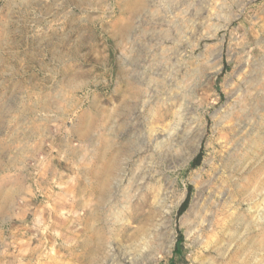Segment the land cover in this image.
<instances>
[{
	"label": "rangeland",
	"instance_id": "rangeland-1",
	"mask_svg": "<svg viewBox=\"0 0 264 264\" xmlns=\"http://www.w3.org/2000/svg\"><path fill=\"white\" fill-rule=\"evenodd\" d=\"M85 1L0 0V153H14L0 157V264H264V226L258 215L264 206L262 196L242 206L231 203L226 234L215 232L214 239L203 237L192 217L189 225L183 224L192 204H201L204 198L197 197L192 176L200 170L214 178V153L222 155L225 145L247 147L257 134L264 146L259 129L264 106L256 99L264 94V0H175L173 13L168 14L176 26L171 31L175 42L171 39L160 49L157 39L151 41L153 31L143 26L123 41L124 52L116 47L114 24L121 19L117 3L121 7L125 1L95 0L93 5ZM141 19L135 20L137 25ZM163 47L172 51L169 56L174 60L176 56L184 60L180 75L186 84L189 62L199 61L195 99L188 100L186 114L180 98L169 104L166 96L153 106H140L137 114L152 109L149 128L162 132L165 139L178 138L184 122L180 116L186 115L192 121L190 134L195 133L183 144L199 145L184 167L156 149L155 138L144 141L114 173L113 197L106 201L119 206V187L133 185L137 195L132 206L117 209L121 221L114 226L99 217L83 226L79 219L87 208H79L77 182L83 171L82 186L100 179V166L117 152L107 147L108 156L100 158L101 147L89 137L118 145L131 138L137 121L136 113L129 120L114 115L121 91L118 56H127L125 68L133 84L138 75L145 77V71L162 79L163 58L168 56L162 54ZM61 55H67L65 64ZM137 55L138 61H133ZM48 102L54 104L47 110ZM200 153L202 159L194 161ZM259 158L263 162L264 148ZM258 167L260 162L254 170ZM168 177L174 185L169 208L165 207L171 213L167 225L172 236L166 244L161 219L165 209L161 202L154 204L152 190L162 189ZM188 194L190 203L178 214ZM149 213L155 216L148 222ZM90 250L96 258L85 261Z\"/></svg>",
	"mask_w": 264,
	"mask_h": 264
},
{
	"label": "bare ground",
	"instance_id": "bare-ground-1",
	"mask_svg": "<svg viewBox=\"0 0 264 264\" xmlns=\"http://www.w3.org/2000/svg\"><path fill=\"white\" fill-rule=\"evenodd\" d=\"M124 1H125L124 2L125 4L123 6L121 5V7L119 6V3H117L118 4L117 9L118 10L116 11V14L120 15L121 19L118 22H116V24H114L116 27V32H114L115 37L117 39L116 40V47H118V49H121L124 52L123 41L128 37V35L130 33H132L134 31V29L141 28L143 26H148V27H150L151 31H153L152 36H155V37H153L154 40H151L150 36H149V40L155 41V39H157L156 45H157V47H160V49L164 44L169 43L171 41V39H172V42H175V39L172 38L174 34L171 31L176 26H174L173 18L168 17V14L172 12L171 11L172 7H174V5L176 4V2H174L175 0H124ZM94 2H95V0H89V1L87 0V1H85V4L90 3V5H93ZM76 4H77V1H76ZM82 4H83V2L81 3V5L80 4L77 5L78 8L79 7L81 8V6H83ZM44 15H47V14H44ZM140 18H143V19H141L142 21L140 22V24L137 25L135 20L140 19ZM175 22H177V21H175ZM143 31L144 30L142 29V32ZM146 31H147V29H146ZM146 31H144V32H146ZM7 32H6V35H7ZM4 34H5V32H4ZM1 37L3 38L2 35L0 36V38ZM61 40H62V38H61ZM150 43H152V42H150ZM135 44H137V40L135 41ZM145 44H146V42H145ZM66 46H67V44H66ZM150 48L151 47H148L149 51H152V49L150 50ZM153 49H157V48L154 47ZM52 50H53V48H52ZM57 50H56V52H58ZM70 50L71 49H69L68 52H70ZM192 50L194 52L195 48H193ZM137 52H139V51H137ZM171 52H172L171 50H168L165 47L162 48V54L163 55L168 54V56H166V57L164 56V58H163V56H161V58L164 59V63L162 65V69H163L162 70L163 71L162 79L155 77L156 76L154 74L155 72H153V74L151 76V74L149 75V74H147V71H145V73H143V75L145 77H143V78L140 77V75H138V76L136 75L137 80L135 81V84L130 82V79H131L130 73H128L127 68H125V64L128 63V62H126V60H128L127 56L124 53H121V56H118L117 79H118V84L120 85L119 89H121V91H120V96H119L120 102L117 105L118 106L117 109L114 110V112H115L114 115H116L117 118L124 116L125 119H128L134 113L137 114V112H139L138 110L140 109V106L145 108L147 106H153L156 101L162 102V101H160L161 100L160 97H162V96H163V98H164V96H166V98H164V100L167 103L175 100V98H177V99L180 98L182 103L184 104V105L183 104L182 105L185 106V107L182 106L184 108L183 111H184V113L187 112L188 105L190 103L188 100L189 99L190 100L195 99V95H193V91H194V88L196 87L197 81H198V77L196 76L198 68H199L198 66H201V65L198 63L199 62L198 60L195 62L193 61L194 63L189 62L188 66H187V68H189V72H187L185 74L187 76L189 82L186 84L184 82V78L182 79L181 75H180L181 74L182 61H184V60H181L182 58L181 59L177 58V56L175 58L176 60H174V58H172L173 56L172 57L169 56V54ZM52 53H54V52H52ZM170 55H173V54L171 53ZM61 56H64V57H62L63 59H61V61L65 64L67 55L66 56L61 55ZM158 57H159V55H158ZM55 58L57 59V57H55ZM138 58H139L138 55L135 56L133 58V61L137 62ZM156 58H157V55H156ZM159 58H157V60H159ZM157 60H155V61H157ZM155 65H156V63L152 64L151 71H153V68H155L154 67ZM131 67H133V66H131ZM185 75H183V76H185ZM128 77H130V79H128ZM65 78H66V76H65ZM61 82H63V81L61 80ZM258 84H260V81ZM256 88H257V86H256ZM256 99L258 101V104L264 106V94L259 95ZM178 103H179V101H178ZM49 104L51 106H53L54 102H51V103L48 102V104L45 105V109L48 110V108H50ZM91 107L97 113L96 115L100 116L99 115V113H100L99 108L97 107V105L95 103H92ZM183 111H181V112L183 113ZM141 112H142V110H141ZM256 112H257V115H259L258 114L259 111H256ZM108 115L110 117V121H112L113 116H114L112 114V112H109ZM154 115L155 114L153 113L152 109L149 111H144L143 113L137 114L136 115L137 121L135 120L136 122L132 126L133 127L132 130H133L134 134L132 136H130L131 138L129 137L130 139L126 140L123 143H119L118 145L115 144V141H113V140H107L105 138H102V139L97 138L96 139L93 137H89V140L92 143H95L99 147H101L100 149L102 151L99 154L100 158H104L105 156H108L109 150L106 149L107 147H114V148H116L117 152L110 153V159H108L104 164L102 163V165L100 166V168H101L100 169V171H101L100 172V179L96 178L97 181H93V183L89 182V180H88V182H87L88 185L82 186L81 182L84 179L83 178L84 171H83L82 177L77 182L76 194H77L79 201H80V202H78L79 208L80 209L82 208L84 210L87 208L84 212V215H86V216H83L82 218L79 219V221H81V225L86 226V224H88L89 220H95L96 218L98 219V217L100 220L102 219L101 221H103V223H105V225H108V226L110 224H111V226H114L121 221L120 220V214L117 213V209L119 207L123 208V210L130 208L132 206V203L134 200L133 198H135V196L137 194L133 193V189H132L133 185L132 186L131 185L125 186V188L122 190H121V187H119V192H120L119 195L121 197L122 203L119 206L116 203H115L116 205H114L113 203H110V205H107L106 201H108L109 198L113 197V189H111V182L114 179L113 175L115 172L120 170V165L123 163V161H127L133 153H137V152H135L137 150L136 148L137 147L140 148L143 145L144 141H145V143H147L146 140L147 141L148 140L153 141L152 139L155 138L154 143L156 145V149H158L159 151H162L164 154H166V153H168V155L171 154V156H172L171 160L175 161V163L177 161L178 162L181 161V162H183L182 166H184V167L188 166L190 159L192 158L193 152L196 150V147L199 145V142H198L197 146L195 145V142H191L188 145H186V143L183 144L185 141L187 142L189 140L190 136H194L193 134L195 132H193L192 135L190 134L192 132L190 130V127H192V126H190V124H192L191 123L192 121L190 119L186 118V115L180 116L184 122H183L182 127L179 129L181 131H180V134L178 133V135H177L178 138L175 137V138H166L165 139L166 136L162 132L160 133L159 131L156 130V128H154V129L149 128V120H151V118H153ZM193 115H196V114L193 113ZM260 118L262 121V127H259V129H261V131H262L260 133L264 134V113L260 114ZM146 120L148 121V124L145 123ZM214 124H216V126H217V124H219L216 121V119H214ZM249 128H250V126H249ZM256 129H255V131H257ZM116 131H118V129H115V132ZM109 134H110V132H109ZM218 134H220L219 135L220 139H223L226 144L230 143V140L227 136H223L220 132ZM113 136H116V135L113 134ZM195 138H197V137H195ZM261 140H262L261 136L257 134L248 140L249 142H248L247 147H244V146L240 147L241 145L238 143H237V145H234V147H237L238 149H235V148H232L230 146L225 145V147H227V148L225 149V152H223L222 155H219L218 153H214V156H213L214 172L216 174H215L213 179L211 178L210 174L207 175L206 173H203L200 170L193 174L192 181L194 180L195 183L197 184V197H199V196L201 197V195H202V196H204V198L202 199L203 202L201 204H199L197 202L192 204L189 212L185 215V219L183 221V224L189 225L188 220L192 217L193 218V220L191 221L192 225H195L198 228V231L201 233V235L203 237L207 238L208 240L214 239V237L216 236L215 232H218L219 235L220 234H224V235L226 234L227 223H228V221H230L229 219H231V217H229V216H231V214H229V212L227 210H228V207H230L231 203L242 206L244 204V202H246V201L247 202H253L254 200H256L257 197L259 198L261 196H262V199L264 201V160H263V162H261V160L263 158L262 159L259 158V153L264 148V146H262V144H261ZM154 146H153V148H155ZM147 150H149V149H147ZM208 160L209 159H207L205 162H207ZM259 162H260V167H258L257 169L254 170L255 164L256 163L259 164ZM179 164H182V163H179ZM245 174H246V176H245ZM173 185H174V183H172V181H170V178L168 177V179H167V181H165L162 189L160 188L159 191H157L156 189H153L152 190L153 192L151 191L153 194L152 199H153L155 205H156V203L161 202V205L164 207V209H165V207H166V209L169 208L168 204L170 202L169 200L171 198V194L173 193L171 190L173 188ZM82 195H83V197H82ZM87 197L88 198L91 197V198H93V200H91V198H90V201H89V199ZM219 198H221V200H222L221 203H217V202L212 201V199L216 200ZM143 202H145V201L143 200ZM90 203H92V205L89 209ZM118 204H119V202H118ZM263 204H264V202H263ZM145 206L148 208V210L152 211V207H150L149 202H145ZM166 209L164 211H162L161 219L164 221L163 227L167 230L162 235L164 243L167 244V243L171 242L172 236H171V233H170V231L168 229V225H167L168 223L171 222V221L169 222V219H168V217L171 216L170 215L171 213L169 210H166ZM155 214H156V212H155ZM258 215L261 217V222L264 226V206ZM154 216H155L154 214L149 213L148 216L146 217L147 221L148 222L153 221ZM105 217H111L110 221L106 220ZM104 218H105V220H104ZM108 222L110 224H108ZM82 232H80V233L82 234ZM89 254H90L89 255L90 257L83 258L85 261H93L96 258L93 256V254H94L93 250H90Z\"/></svg>",
	"mask_w": 264,
	"mask_h": 264
},
{
	"label": "trees",
	"instance_id": "trees-1",
	"mask_svg": "<svg viewBox=\"0 0 264 264\" xmlns=\"http://www.w3.org/2000/svg\"><path fill=\"white\" fill-rule=\"evenodd\" d=\"M202 159V153H200L194 161H200ZM190 203V194H188L184 200V203L181 205V207L178 210V214H181L189 205ZM181 243V240L178 241V245Z\"/></svg>",
	"mask_w": 264,
	"mask_h": 264
},
{
	"label": "crops",
	"instance_id": "crops-1",
	"mask_svg": "<svg viewBox=\"0 0 264 264\" xmlns=\"http://www.w3.org/2000/svg\"><path fill=\"white\" fill-rule=\"evenodd\" d=\"M14 153H0V157H4V156H11V155H13ZM1 166H2V164H1ZM2 167H0V170L2 171V169H1ZM16 185H13V187H12V189L13 188H16L15 187ZM1 220V219H0Z\"/></svg>",
	"mask_w": 264,
	"mask_h": 264
}]
</instances>
